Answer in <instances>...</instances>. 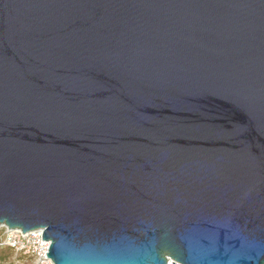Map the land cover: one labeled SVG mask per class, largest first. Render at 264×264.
<instances>
[{
	"label": "water",
	"instance_id": "water-1",
	"mask_svg": "<svg viewBox=\"0 0 264 264\" xmlns=\"http://www.w3.org/2000/svg\"><path fill=\"white\" fill-rule=\"evenodd\" d=\"M53 264H264V0H0V228Z\"/></svg>",
	"mask_w": 264,
	"mask_h": 264
},
{
	"label": "built area",
	"instance_id": "built-area-1",
	"mask_svg": "<svg viewBox=\"0 0 264 264\" xmlns=\"http://www.w3.org/2000/svg\"><path fill=\"white\" fill-rule=\"evenodd\" d=\"M4 232L0 239V246L14 250L30 258L33 264H53L46 256L48 253L49 243L42 240L41 231H33L22 234L18 230H8L5 227L0 228Z\"/></svg>",
	"mask_w": 264,
	"mask_h": 264
},
{
	"label": "rangeland",
	"instance_id": "rangeland-1",
	"mask_svg": "<svg viewBox=\"0 0 264 264\" xmlns=\"http://www.w3.org/2000/svg\"><path fill=\"white\" fill-rule=\"evenodd\" d=\"M3 235L4 232L0 231V239H2ZM12 251L5 248L0 249V264H33L30 258L18 254L14 250Z\"/></svg>",
	"mask_w": 264,
	"mask_h": 264
},
{
	"label": "trees",
	"instance_id": "trees-1",
	"mask_svg": "<svg viewBox=\"0 0 264 264\" xmlns=\"http://www.w3.org/2000/svg\"><path fill=\"white\" fill-rule=\"evenodd\" d=\"M1 248H5V249H8V250L12 251L10 248H7V247H1V246H0V249H1ZM12 252H13V251H12Z\"/></svg>",
	"mask_w": 264,
	"mask_h": 264
}]
</instances>
